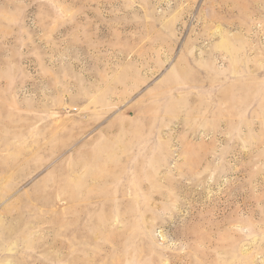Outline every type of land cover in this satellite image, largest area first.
<instances>
[{"label": "rangeland", "instance_id": "374dc122", "mask_svg": "<svg viewBox=\"0 0 264 264\" xmlns=\"http://www.w3.org/2000/svg\"><path fill=\"white\" fill-rule=\"evenodd\" d=\"M0 264H264V0H0Z\"/></svg>", "mask_w": 264, "mask_h": 264}]
</instances>
